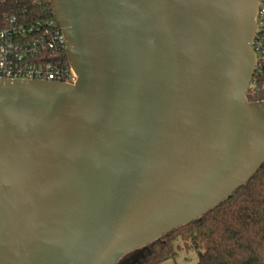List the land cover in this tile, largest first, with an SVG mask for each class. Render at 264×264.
I'll list each match as a JSON object with an SVG mask.
<instances>
[{
  "label": "water",
  "instance_id": "95a60500",
  "mask_svg": "<svg viewBox=\"0 0 264 264\" xmlns=\"http://www.w3.org/2000/svg\"><path fill=\"white\" fill-rule=\"evenodd\" d=\"M74 83L0 79V264H117L264 164L259 0H50Z\"/></svg>",
  "mask_w": 264,
  "mask_h": 264
},
{
  "label": "trees",
  "instance_id": "16d2710c",
  "mask_svg": "<svg viewBox=\"0 0 264 264\" xmlns=\"http://www.w3.org/2000/svg\"><path fill=\"white\" fill-rule=\"evenodd\" d=\"M12 16L31 22L54 15L50 0H0V24ZM258 36L264 48V29ZM263 85L264 62L248 95L254 97ZM179 237L196 253V264H264V164L212 211L129 252L117 264H184L178 261Z\"/></svg>",
  "mask_w": 264,
  "mask_h": 264
},
{
  "label": "built area",
  "instance_id": "2783aa9c",
  "mask_svg": "<svg viewBox=\"0 0 264 264\" xmlns=\"http://www.w3.org/2000/svg\"><path fill=\"white\" fill-rule=\"evenodd\" d=\"M256 19L254 75L261 72L264 62L262 38L258 36L264 29V0H259ZM67 47L63 29L54 16L31 22L7 17L0 24V79L74 83L77 74L69 61Z\"/></svg>",
  "mask_w": 264,
  "mask_h": 264
},
{
  "label": "rangeland",
  "instance_id": "374dc122",
  "mask_svg": "<svg viewBox=\"0 0 264 264\" xmlns=\"http://www.w3.org/2000/svg\"><path fill=\"white\" fill-rule=\"evenodd\" d=\"M252 94V92H251ZM259 98L264 97V85L262 86L259 93H255ZM248 98H254L252 95H247ZM255 96V95H254ZM177 246L179 251L178 261L184 264H196L197 263V256L196 253L186 244L184 240L179 237L177 238Z\"/></svg>",
  "mask_w": 264,
  "mask_h": 264
},
{
  "label": "flooded vegetation",
  "instance_id": "af4514ba",
  "mask_svg": "<svg viewBox=\"0 0 264 264\" xmlns=\"http://www.w3.org/2000/svg\"><path fill=\"white\" fill-rule=\"evenodd\" d=\"M254 98H250L249 100H253Z\"/></svg>",
  "mask_w": 264,
  "mask_h": 264
}]
</instances>
